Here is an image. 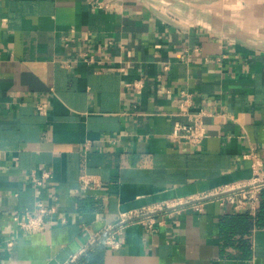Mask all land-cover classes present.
I'll return each mask as SVG.
<instances>
[{"label": "crops", "instance_id": "1", "mask_svg": "<svg viewBox=\"0 0 264 264\" xmlns=\"http://www.w3.org/2000/svg\"><path fill=\"white\" fill-rule=\"evenodd\" d=\"M181 90L210 112L196 146L170 138ZM252 150L264 172V0H0V264L82 262L120 212L250 179ZM37 199L55 211L22 230ZM255 214L163 210L103 264H264Z\"/></svg>", "mask_w": 264, "mask_h": 264}, {"label": "built area", "instance_id": "2", "mask_svg": "<svg viewBox=\"0 0 264 264\" xmlns=\"http://www.w3.org/2000/svg\"><path fill=\"white\" fill-rule=\"evenodd\" d=\"M94 7L106 6L101 2H92ZM83 60L88 63H94L95 59L89 53H85ZM134 85L138 88L143 86L142 80H137ZM193 105L192 96L189 92L181 90L179 99V115L186 117L185 121L177 120L174 122L170 132V138L176 143H187L192 146L201 144L208 137L206 118L210 112L205 108L191 110ZM36 110L39 114L47 113L48 105L46 102H37ZM245 157L251 159L253 175L250 179L241 181L236 184L220 186L211 190L205 191L197 196H189L187 198H177L170 201L162 202L152 206H143L140 208L130 209L120 212L113 224L109 225L105 231L96 233L89 241L87 247L96 243H103L113 249L121 246L120 235L123 226L130 222L143 224L145 227L153 229L157 220L156 214L167 210L171 212H179L182 208L192 206L197 210L203 209V203L207 201H217L220 205L230 204L235 210H248L255 212L257 210L261 191L264 189V172L263 162L260 157L252 150L245 154ZM50 177L49 171H43L41 179L37 180L42 183L43 179ZM100 185V181L89 175L81 177L82 188H95ZM55 211L54 204H46L43 200L37 199L33 210L24 212L25 218H21L19 213L14 214V219L22 230L39 231L44 229L46 225L45 215ZM11 244V242H9ZM87 248L83 249L84 253ZM72 264H85L78 261V255L70 259Z\"/></svg>", "mask_w": 264, "mask_h": 264}, {"label": "trees", "instance_id": "3", "mask_svg": "<svg viewBox=\"0 0 264 264\" xmlns=\"http://www.w3.org/2000/svg\"><path fill=\"white\" fill-rule=\"evenodd\" d=\"M255 221L258 227H264V189L260 193L259 202L255 214ZM104 246H97L93 251L84 256L85 264H103Z\"/></svg>", "mask_w": 264, "mask_h": 264}]
</instances>
